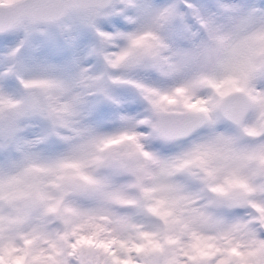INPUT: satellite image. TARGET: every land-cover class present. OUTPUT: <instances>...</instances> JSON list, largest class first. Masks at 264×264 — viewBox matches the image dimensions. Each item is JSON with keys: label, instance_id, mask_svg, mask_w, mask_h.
<instances>
[{"label": "snow or ice", "instance_id": "snow-or-ice-1", "mask_svg": "<svg viewBox=\"0 0 264 264\" xmlns=\"http://www.w3.org/2000/svg\"><path fill=\"white\" fill-rule=\"evenodd\" d=\"M66 21L95 28L104 43L124 42L118 53H98L110 71L148 68L172 81L83 76L113 103L109 84L135 88L147 118L122 115L118 128L100 131L79 120L83 97L72 86L25 78L27 40L70 30ZM121 21L137 27L115 30ZM177 23L190 46L165 35ZM19 33L25 39L7 49L0 72V264H264V6L0 0V34ZM187 61L194 69L178 79ZM34 117L48 130L29 138L24 121ZM202 128L211 134L177 155L148 146ZM53 141L61 150L44 154Z\"/></svg>", "mask_w": 264, "mask_h": 264}, {"label": "clouds", "instance_id": "clouds-1", "mask_svg": "<svg viewBox=\"0 0 264 264\" xmlns=\"http://www.w3.org/2000/svg\"><path fill=\"white\" fill-rule=\"evenodd\" d=\"M146 3L157 7L171 2L163 0L157 3L156 0H145ZM198 6L205 7L198 3V0H191ZM216 0H210L206 8L215 10ZM70 30L60 28H48L44 34H34L25 43L21 59L27 69L24 73L25 78H47L52 77L64 81L72 86L74 94L83 97V104L80 108L79 120L84 125L97 128L100 131H111L120 126V117L126 115L136 120L147 118L150 115L147 104L144 102L138 91L127 85L112 86L108 85L111 100L97 93L94 87L86 86L90 82L83 81V76H96L107 72L112 76H121L124 79L133 80L161 88H167L172 81L162 79L157 72L148 68H138L133 70H122L112 72L108 69L103 55L98 54L101 49L104 53H118L124 46V42L113 40L104 43L97 35L95 28L89 27L79 21H66ZM193 31H197V26L191 21ZM99 30L107 31L112 25H98ZM118 31H134L137 25H129L126 21H121L114 26ZM174 47L190 46L192 37L190 33L184 31L182 25L176 24L165 34ZM23 33L5 35L0 34V72H3L7 64L2 57L7 49L16 46L23 41ZM115 45V46H113ZM93 50H96L95 52ZM195 67L194 61H187L183 72L178 76L183 78L190 75ZM86 70V71H85ZM17 94L22 95L24 90L15 83ZM25 134L29 138H35L47 133V122L39 117H34L24 121ZM227 126H222L225 130ZM148 132L147 128L140 129ZM210 130L202 128L192 135L180 139L176 142L168 143L158 139H150L148 146L151 151L162 157L177 155L191 147L194 143L201 141L210 135ZM51 147L54 152L61 150V145L55 141L44 145V148ZM42 150V149H41ZM191 191H196L199 187L193 181L185 180Z\"/></svg>", "mask_w": 264, "mask_h": 264}, {"label": "rangeland", "instance_id": "rangeland-1", "mask_svg": "<svg viewBox=\"0 0 264 264\" xmlns=\"http://www.w3.org/2000/svg\"><path fill=\"white\" fill-rule=\"evenodd\" d=\"M157 3H162L163 0H156ZM210 0H198V3L201 5L207 7L209 4ZM227 3L237 5V6H256V7H261L264 6V0H226ZM46 145V144H45ZM41 151L44 154H52L55 153L54 150L49 146L46 149L44 148V145L41 146Z\"/></svg>", "mask_w": 264, "mask_h": 264}]
</instances>
